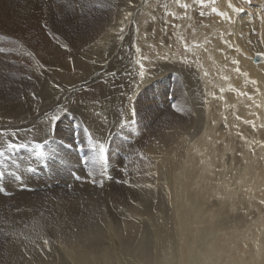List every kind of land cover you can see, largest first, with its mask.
Wrapping results in <instances>:
<instances>
[{
  "label": "bare ground",
  "instance_id": "1",
  "mask_svg": "<svg viewBox=\"0 0 264 264\" xmlns=\"http://www.w3.org/2000/svg\"><path fill=\"white\" fill-rule=\"evenodd\" d=\"M180 2L177 4L175 0H138L128 6L127 3L132 2L121 1L118 7H126L128 12L122 16V22L116 27L120 34L115 32L113 35L122 37L128 32V26L141 22L140 42L137 38L133 40V47L130 46V42L125 47L127 41L120 44L119 40L115 39L122 51L120 57L117 58L119 53L115 52L106 58L116 57L115 62L122 67L121 71L125 74V83L120 88L111 89L112 91L104 98L106 100L101 101L94 96L111 82L112 78L108 76L100 78L106 72L105 66L104 71L98 74L97 80H94L91 86L88 83V91L81 92L78 96H87L86 101L90 103L92 110L99 112L97 117L100 123L106 122L110 117L114 118L117 106H121L124 119L132 121L135 117L134 108L137 118L142 113L137 109V99L141 95H146L151 87L160 86L158 88L161 91L158 94L159 97L162 95L163 97L159 102L158 124L154 120L157 126L153 127L150 134L156 140L146 153L140 151L144 154L143 157L141 153L134 154V157L140 161L142 159L143 163L152 165L150 167L152 174L141 175V172H146L143 168L137 172L132 168L127 171L125 179L128 181L127 184L133 185L132 189L130 186L133 203L126 209L127 214L122 204L120 205L123 215H119L125 218L121 221L117 219L115 222L113 220V229L115 225L118 228L111 230L109 228L111 219L108 216L100 217L99 219L106 224V229L101 232L98 229L97 232L89 225L80 226L79 218L82 217V212L79 209L84 206L73 212L70 209L72 214L68 219L77 220L78 223L69 222V225L68 221L66 222L68 219H64V224L69 225L64 226L60 224L63 223V219H59L57 224L60 225L56 232L58 237L70 238L76 235L78 238H89L86 242L89 246L100 247V253L98 254L97 249L92 247L89 252L92 254L83 252L80 255L71 254L56 246L55 249L59 253L49 252L48 245L45 246L42 240L37 242L40 244L39 249L28 244L26 242L28 240L25 241V236L32 240L31 234L36 228H33L35 220L31 221L33 218L29 214H24L27 215V220L25 216L21 217L22 204V207L13 204L4 213L9 214L10 220L7 223L10 224L7 227L9 235L3 236L2 242L0 240V264H264V203H261L264 200V128H261V125H264V58L260 57L258 62L254 61L258 52H264V0H252L251 4L233 0L237 6L245 7V12H230L232 17L230 21L211 11L213 6L224 10L226 0H216V4L211 6L208 0H205L202 17L199 15L201 8L194 0ZM32 4L45 9L48 13L50 11V7L42 0H0V33L1 36L10 37L2 39L3 42L11 45L25 43L27 40L20 38L22 36L20 29H23L25 37L30 39L33 26L31 14L28 9L23 8H29ZM183 4H188L189 7L183 8ZM16 14L20 16V19H17L19 23L15 19L13 24L10 20L14 17L9 20L7 15ZM67 25H70L69 22ZM86 35L87 42L84 45L98 41L91 39L89 34ZM84 45H79L76 50L60 46V51L57 49L58 51L50 58L49 50L41 47L39 48L41 62L45 66L53 63L58 65V68H54L56 72L54 74L66 81L67 77L72 75L73 68H78L80 59L74 63L73 68L68 65L82 51ZM97 45L98 42L81 56H93L96 53L94 47ZM233 61L239 63L234 64ZM236 68H239L240 72H237ZM45 70V67L37 68L35 74L45 73ZM253 80L256 81L255 84L251 83ZM7 81L5 72L0 71V86ZM108 105L112 107H107ZM174 105L182 111H177ZM20 108L14 105V93L0 90V130H4L3 134H0V140L11 137V131L18 127L29 129L37 122L38 117L33 110H29L30 107L29 109L23 107L26 116L19 122ZM117 123L119 124L118 121ZM115 155L118 154H114V157ZM138 163L142 164V161ZM131 167L140 168L133 164ZM149 184L158 185L159 187L152 185L157 190L170 189L169 201L163 202L162 199H158L153 191L150 192L152 187H144ZM116 188L117 186L114 189ZM69 190L73 191L72 188ZM36 192L37 189L31 191L32 194ZM25 194L29 195V192ZM1 199L8 203L14 198L7 196ZM152 201L155 207L151 205V208L147 209ZM75 206L78 207L77 204ZM114 209L116 212L119 210ZM147 212L149 216L145 215ZM32 215L34 216L33 213ZM100 226L98 228L101 229ZM38 231L47 239L51 236V232L45 229L44 225L38 227ZM62 233H65V236H62ZM1 237L0 233V239ZM103 245H106V248Z\"/></svg>",
  "mask_w": 264,
  "mask_h": 264
},
{
  "label": "rangeland",
  "instance_id": "2",
  "mask_svg": "<svg viewBox=\"0 0 264 264\" xmlns=\"http://www.w3.org/2000/svg\"><path fill=\"white\" fill-rule=\"evenodd\" d=\"M45 1H47V0H45ZM121 1H123V0H118V1L114 0V2H113V0H111V1L110 0H63V1H61V0H49L48 2L50 3V5L47 4L50 7L49 13L45 9L32 4L29 8H23L24 10L28 9L27 11H29L31 14V22H32L33 26H32V31L30 32V35H32L30 37V39H27L25 37V31L23 29H20L21 34H22V36H20V38H25L27 40V41H25V43H21V44L18 43V44H12L11 45V44H8L6 42H3L2 39H0V48L12 49V51L0 52V71L5 72V77L8 80L7 82L3 83L4 86L3 85L0 86V90H4L5 93H6V91H9V93H14V105L21 107L20 108V116H19V120H18L19 122L21 120L25 119V116H26V112H25L23 107H26L27 109H29V107H30L31 109H29V110H31V111L33 110V112H35V114L38 117L36 119L37 122H35V125L33 127L31 126L29 129H23L21 127H18V128L11 131L12 133H16V135H12V133H11V137H4L0 140V142H3L4 139H13V140L19 139L21 142L30 141V140L31 141L43 140V141H45V151L48 154V160H49L48 169H47V171H45L42 174L35 175L33 173H27L26 171H23L24 173L23 174L21 173L22 181L21 180L17 181L12 176L11 177L10 176L4 177L3 186L6 189L0 195V233L2 234V237L0 239L1 242L3 240V236L9 235V228H7V227L9 226L10 223H7V222L10 220V216L8 213L7 214H4V213H6L7 209L11 205L17 204L20 207L23 206L21 208V210L23 211L21 217L25 216V218L27 220V215L29 214V215H31V218H33V220L31 219V221L35 220V225L33 226V228H35V227L36 228L34 229L35 231L33 232V234H31L32 240H35L37 238V236H42L41 232L38 231V227H40V226L44 225L45 229H48V231L51 232L50 233L51 236L49 237L50 243L48 245V251L49 252H58L55 249V246H56L57 248H63V250L65 252H70L71 254H79V255L83 254V253L92 254L89 252L91 251L93 246H91V245L89 246L88 242H86L89 238H86V239L85 238L84 239L78 238V237H76V235H73V237H70V238L58 237V235L56 234V232L58 230L57 227L60 224L65 223L64 219H68V217L70 218V216L72 214L70 209H72V212H73L77 208L79 209L80 207L84 206L83 208L79 209L82 212V217L79 218V221L81 222L80 226L81 225L82 226H88L89 225L91 228L95 229V231H97V232H99V230H100V232H101V230L105 231L106 224L103 223L101 221V219H99V218L104 217V216H108L111 219L110 224H109L110 225L109 228L111 230H114L118 227L115 225V227L113 229V222L117 221V219H118V221H121L122 218H125V217L119 215V214H122L120 211V205L122 204L121 206L126 210L129 207V205L131 206L133 203V200L131 199V194H130L133 185L131 186V185L125 183V181H127L125 179V177H127V171L130 168H132L133 170L135 169L134 172H137L138 170H141L143 168L146 172H141V175H143V174L149 175V173L152 172V168H150V167H152V165L147 164L146 162L143 163L142 159H141L142 164H139L138 162L141 163V161L139 159L135 158L134 154L135 153H141V152L146 153L147 149L156 140V138H154L150 134H152V132H153V131H151L153 129V127L155 125L157 126V124H158V118L157 117H159L158 114L160 113V110H158V109H160L159 102H160V99L162 101V97H163V95L161 97H159V94H158L161 91L158 88L160 86L156 85L155 87H151V89L147 91L146 95H141L137 99V104H136L137 109L142 111V113L139 117L140 120H139V118H137V112H136V109L134 108L133 113H134V116L136 118L134 117L132 119V121H131V119L126 121L127 119L126 120L124 119L125 116L123 115V111L121 109V106H117L115 108V112H116L115 116L116 117L115 116H114V118L110 117L106 122L100 123V121L97 117V115H99V112L98 111L95 112L92 110L90 103L86 101L87 96L86 97H78L81 94V92H84V91L87 92L88 91L89 86H91V84L94 82V80H97L96 78H97L98 74H100V73H102V71H104L105 66H106V72L103 73L100 78L108 76V77L112 78L111 82L105 88H103V90H101L100 92H98L94 96H97V98L101 101L106 100L104 98L110 93V91H112L113 89L120 88L125 83L124 82L125 74L121 71L122 67L115 62L114 59L116 57L115 58H108V59H106V58L115 52L119 53V55L117 56V58H119L120 54L122 52L120 50V44H124L125 41L128 42V43L127 42L125 43V45H124L125 47L129 44V42L131 44L130 46L133 47V40L139 38V36L141 37V30L139 29V28H141V26H140L141 22H139L138 24L135 22V24H133L132 26H128V32L122 36L123 38L114 36L115 32L119 33V29H116V27L118 25H120V23L122 22V16H124V14L127 11L126 7H122V8L118 7L119 3ZM129 1L132 3H127L128 6H129V4H134V3L138 2V0H127V2H129ZM110 2H111V4H110ZM101 5H103V6H101ZM114 5L117 8H115ZM44 7H46V6H44ZM113 7H114V10H113ZM34 10H37V11L34 12ZM59 13L61 14V16H59ZM12 17H14V18H12ZM7 18H9V20H10V18H12V20H10V21L14 24L17 19H20V16L18 14L7 15ZM88 18H90V19H88ZM67 22H69L70 25H67ZM17 23H19L18 20H17ZM55 28H58L59 30L56 31ZM112 30H113V32H112ZM55 32L57 34V38H56ZM86 34H89L91 39L98 40V41H95L94 43H91V44L84 45L87 42L85 40V37L87 36ZM111 34H112V36H111ZM0 36H1V33H0ZM125 36H126V38H124ZM109 37H111V38H109ZM112 37H113V39H112ZM60 39H62V40H60ZM115 39L119 40L120 44L115 42ZM137 40L140 42V38ZM45 41H47V43H45ZM96 42H98V45L94 47V51L96 53L90 57H82L81 56L82 53L84 51L89 50L91 47H93ZM20 45H22V46H20ZM79 45H84L82 51L78 54L79 56L76 55L73 58L72 62L68 65L71 68H73L74 63L80 59L79 66H78V68H73L72 75L68 76L66 81L61 80L59 75L54 74V72H55L54 68H58L59 67L58 65H54L55 63H53V64H49V66H45L41 62L40 49H39L41 47L49 50V58H50L56 51H58V50L60 51V46L65 47V48L69 47L73 50H76ZM131 47H129V48H131ZM29 53H31L32 55H29ZM100 57H103V58H100ZM67 61L68 60H66V63H67ZM2 64H4V65L1 66ZM61 64H62V62H61ZM41 67H45V69H46L45 73L41 72L39 75H36L35 74L36 69L37 68L40 69ZM114 67H115V69H114ZM37 71L39 72V70H37ZM111 73H113V74L111 75ZM115 73H116V76H115ZM60 75H62V74H60ZM63 78H66V77H63ZM88 83H89V86H88ZM97 83H98V81H97ZM109 88H110V90H109ZM12 90H14V91H12ZM32 96H33V98H32ZM168 96H169V94H168ZM90 97H92V96H90ZM63 98L64 99L66 98V99L64 100ZM42 100H43V102H41ZM109 102H110V98H109ZM107 107H112V106L108 105ZM51 109H53V110H51ZM117 115H118V117H117ZM53 117H58L57 121L52 119ZM85 117H87V118H85ZM153 117H155V118H153ZM116 118H118L119 120ZM154 120L157 122V124ZM38 121H40V122H38ZM117 121L119 122L120 125L117 123ZM123 122H124V124H123ZM131 122L133 123L132 125H131ZM52 123H55V126H54V130L51 133V124ZM57 123H59L60 125H58ZM82 125H85V126H82ZM107 126H109V127L111 126V127L109 128ZM129 127L131 128L132 131L129 129ZM108 128L110 129V131ZM132 128H134V129H132ZM107 133H108V136H107ZM36 134H37V136H36ZM99 135H101V136H99ZM57 137L58 138L60 137V140H62V141H63V139H66L68 142H70L72 144H74V139H77L78 140L77 145H79L82 148L83 160L85 162L82 163V159L79 158L78 155L74 151L65 150L60 145L56 144L55 141H56V139H58ZM92 137H94V138H92ZM101 138H102V140H101ZM151 138H153V140ZM93 140H95L96 142ZM99 140H101V141H99ZM98 143H100V144H98ZM101 145L104 146V149H105L104 153H101V151H100ZM115 146H116V148H115ZM131 146H133L134 148H132ZM114 154H118V155H115V157H114ZM118 156L119 157L121 156V157L119 158ZM134 160H136V161L138 160V161L136 162ZM127 164H130V165H127ZM131 164L137 165V167H140V168L136 169L134 167H131ZM144 164H145V166H144ZM72 167H73V169H72ZM85 175H86V177H85ZM97 175H98V177H97ZM111 176H113V177H111ZM36 177H38V178H36ZM26 178H28V179H26ZM39 178L41 179V181ZM46 178L48 181L46 180ZM103 178H105V179H103ZM122 178H124L125 181L122 180ZM34 179L37 181V183ZM70 180L73 182H69ZM101 180H103L102 184L100 183ZM105 180H106V182H104ZM93 181H96V182L94 183ZM55 182H56V184H55ZM20 183L21 184L24 183V185H29L32 187V189L29 191L19 190L18 186L20 185ZM67 183H68V185H67ZM75 183H77V185ZM82 183H84V184H82ZM5 184H7V185H5ZM88 184H90L91 186ZM99 185H100V187H99ZM150 185H153V184H150ZM116 186H117V188L118 187L120 188L119 189L120 191L117 188L114 189ZM130 186H131V189H130ZM153 186L159 187L158 185H153ZM153 186H152L153 189H151L150 192L153 191L152 193L158 199H162L163 202L165 200L169 201L170 195H171L170 189L162 188V190L161 189L157 190ZM68 187H70V188H68ZM71 188L73 189V191L69 190ZM78 188L83 189L84 191L80 190ZM122 188H123V190H122ZM8 189H9V191H8ZM36 189H37V192L32 194L31 191L36 190ZM102 189H104V190L106 189V190L104 191ZM113 190H115V192ZM61 191H62V193H61ZM107 191L112 192V193L114 192V193L111 194ZM156 191L159 193L157 194ZM163 191H166L167 193L163 192ZM168 191H169V193H168ZM26 192H29V195H26L25 194ZM49 192H50V194H49ZM67 192H69V193L67 194ZM81 192L82 193L84 192V193L81 194ZM117 192L120 194H118ZM122 192L124 194H126V196ZM160 192H162V193H160ZM13 193H15V194H13ZM17 193H20V194H17ZM73 193L77 194V196L74 195ZM66 194H67V196H65ZM159 194H161V195H159ZM72 195H74V196H72ZM7 196L14 198L11 200V202L13 201V203H11V202L4 203L2 201L1 197H7ZM51 196H52V198H51ZM61 196H65V197H61ZM83 196H85V197L83 198ZM67 197H68V199H67ZM79 197H81V198H79ZM63 198H65V199H63ZM82 198H83V200H82ZM16 200L18 203L15 202ZM60 200H61V202H60ZM65 200L67 203L65 202ZM68 201L71 204H69ZM81 201L84 203H82ZM88 202H89V204H88ZM93 202H94V205H93ZM72 203L73 204L75 203V204L73 205ZM21 204H22V206H21ZM76 204L78 207L75 206ZM78 204H80V205H78ZM154 204L155 203L152 201L149 204V206L147 207V209L151 208V205H152V207H155ZM61 206H62V208H61ZM87 206H89V207H87ZM112 206L114 208L119 209L117 211L118 213L116 212V210ZM33 207H34V209H33ZM38 207H39V209H38ZM62 209H63V211H62ZM67 209L70 211H68ZM101 209L104 211H102ZM32 210H36V211H32ZM38 210H39V213H37ZM31 212L34 214V216L32 215ZM41 212H43V213L45 212V213L40 214ZM66 212H67V214H66ZM3 214H4V216H3ZM24 214H27V215H24ZM126 214H127V210H126ZM145 215L149 216V213L147 212ZM82 218H83V220H82ZM85 218H87V219H85ZM59 219H63V223L61 222L60 224H57V222L59 223V221H60ZM3 221H5V222H3ZM66 222L67 223L71 222L72 224L78 223L77 220L71 221L69 219L66 220ZM3 224L5 225V227ZM101 224H102V226H100ZM66 225L69 226L70 223H69V225L64 224V226H66ZM98 226H100L101 229L98 228ZM35 233H37V235ZM67 235H68V233H67ZM62 236H65V233H62ZM38 241H40V240H37V242ZM26 242L28 244H30L31 246H34L30 241H26ZM7 243L8 242L6 240L5 244H7ZM82 245H84V246H82ZM79 246H81V247H79ZM103 247L106 248V245H103ZM72 248H75V249L73 250ZM93 248H95V247H93ZM95 249H97V253L99 254L100 253V247H97ZM7 254L10 255V253H7Z\"/></svg>",
  "mask_w": 264,
  "mask_h": 264
},
{
  "label": "snow or ice",
  "instance_id": "3",
  "mask_svg": "<svg viewBox=\"0 0 264 264\" xmlns=\"http://www.w3.org/2000/svg\"><path fill=\"white\" fill-rule=\"evenodd\" d=\"M175 2L177 4H179L180 0H175ZM208 2H209L210 6L216 4V0H208ZM243 2H244V4H251L252 0H243ZM194 3H196V4H198L200 6L201 10L199 12V15L202 17L204 15L203 6L205 5V0H194ZM101 6H103V5H101ZM182 7L183 8H187V7H189V5L188 4H183ZM211 11L213 13H217V15L219 17L230 21L232 19L231 15L229 14L230 12L243 13V12H245V7L237 6V4L233 3V0H226V6H225L224 10H219L217 7L213 6V7H211ZM153 19H155V17H153ZM121 31H123V29H121ZM0 39H10V37L0 36ZM225 43H227V41H225ZM249 43H251V41H249ZM7 51H12V49L0 48V52H7ZM29 55H32V54L29 53ZM257 55L262 57V58H264V52H258ZM233 63L234 64H238L239 61H233ZM236 71L240 72V69L236 68ZM251 83L255 84L256 81L253 80V81H251ZM173 107H176L177 111H182V109L179 108L178 106L174 105ZM52 119H58V117H53ZM246 123H251V122L250 121H246ZM253 127H255V125H253ZM261 128H264V125H261ZM0 134H3V133H0ZM12 135H16V133H12ZM25 147H26L25 144H23V143H15V142L11 141V139H9V140L6 141L5 145L2 148H0V155H3L4 152L7 151V150L22 149V148H25ZM100 151H101V153L105 152V149H104L103 145L100 146ZM140 155L142 157L144 156L143 153H141ZM12 163L16 164V161L13 160ZM17 167H19V165H17ZM28 170L32 171L33 169L29 168ZM5 174H6L5 171H0V178L4 177ZM150 174L151 173H149V175ZM10 175L14 176V178L17 181H20L22 179L21 176L16 175L15 173H11ZM93 182L95 183L96 181H93ZM100 183L102 184V181ZM125 183H128V181H125ZM134 186H139V185H134ZM144 187L151 188L152 185H150V184L149 185H144ZM4 191H5L4 187H0V193H2ZM261 203H264V200H262ZM21 235H23V233H21ZM24 239L30 241L33 245H35V247L37 249L40 248V244L37 243V240H42V242H43V244L45 246L49 245V243H50V240L45 238V237H43V236H37V238L35 240H30V238L28 236H25Z\"/></svg>",
  "mask_w": 264,
  "mask_h": 264
},
{
  "label": "water",
  "instance_id": "4",
  "mask_svg": "<svg viewBox=\"0 0 264 264\" xmlns=\"http://www.w3.org/2000/svg\"><path fill=\"white\" fill-rule=\"evenodd\" d=\"M259 60H260V56L257 55L254 61H259Z\"/></svg>",
  "mask_w": 264,
  "mask_h": 264
}]
</instances>
